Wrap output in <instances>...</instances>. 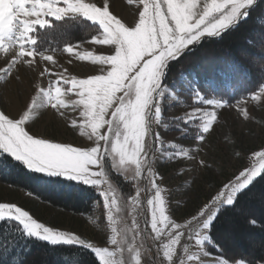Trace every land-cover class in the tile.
<instances>
[{
	"label": "snow or ice",
	"instance_id": "6c2138e0",
	"mask_svg": "<svg viewBox=\"0 0 264 264\" xmlns=\"http://www.w3.org/2000/svg\"><path fill=\"white\" fill-rule=\"evenodd\" d=\"M116 2L0 0V88L20 81L21 72L33 76L23 107L15 114L0 109V164L29 179L92 193L103 209L92 223L104 237L101 244L44 221L27 203L0 197V248L10 256L7 261L0 256V264H24L15 252L20 241L70 246L90 253L93 264H126L127 251L134 264H141L136 241L143 235L154 241L157 256L162 252L160 264H264V256L255 261L229 258L213 236L220 217L264 184V148L253 151L251 163L216 183L214 190L196 193L188 210L179 201L171 206L165 176L157 169L159 161L192 162L210 170L212 165L199 154L222 111L234 109L248 119L245 105L264 104V0H126L134 6L130 20L115 13ZM78 25L95 32L87 43L104 46L96 54L77 51L80 43L64 44L70 57L98 66L83 77L68 67H49L56 64L54 56L36 47L38 30L50 31L52 40L69 41ZM236 33L244 35V54L260 81L249 96L232 103L221 90L230 86V75L251 74V68L233 61L228 71L200 79L184 63L206 42ZM179 105L186 111L166 119V110ZM44 115L56 123L51 135L34 130ZM173 131L178 135L168 139ZM65 133L73 138L64 139ZM189 139V145L179 143ZM192 171V166L181 167L177 175ZM113 174L135 185L126 203L133 211L144 209L143 228L135 216L130 227H119L122 197ZM25 196L29 202L39 199L32 190ZM248 222L256 225L255 219Z\"/></svg>",
	"mask_w": 264,
	"mask_h": 264
},
{
	"label": "rangeland",
	"instance_id": "374dc122",
	"mask_svg": "<svg viewBox=\"0 0 264 264\" xmlns=\"http://www.w3.org/2000/svg\"><path fill=\"white\" fill-rule=\"evenodd\" d=\"M132 7L134 6H128L126 4V0H117L114 11L117 15H122L125 20H130ZM75 28L81 29L80 26ZM39 32L40 30H38V34ZM54 42L57 41L54 40ZM80 45L81 47L77 49V51H92L96 54H100L104 47L92 45L86 41L80 43ZM43 52L54 56L56 64L48 65L54 70L68 67L72 74L83 77L91 74L93 70L98 67L88 62L77 61L74 57H70L63 51L60 52L52 49ZM200 56L207 55L202 52ZM69 59L73 60L72 65L67 63ZM37 60L40 65L43 66L44 62L39 61V57H37ZM0 63H2V61H0ZM20 76V81H9L0 88V109L12 114H15L16 111L23 107L24 102L32 91L30 87V80L33 78L32 73L25 71L21 72ZM245 106L249 110L248 119L239 116L234 109L223 110L215 126V131L211 133L205 144L202 145L204 151H202L199 156L212 165L210 170H201L192 164V162H169L166 164H161L159 161L157 162V169L165 176L164 186L170 190L169 201L171 206L175 207L177 201H179L183 206V210L190 209L195 202L196 193H206L214 190V185L216 183L231 175L237 168L241 167V165L250 164L251 153L253 151L264 148V104L250 101ZM184 111H186V109L183 105L175 106L166 110L165 117L166 119H171L172 117L181 115ZM70 115L75 114L70 113ZM34 130L51 135L56 131V123L50 115H44L42 119H38L37 123L34 125ZM176 135H178V133L174 131L166 134L167 138H172ZM63 138L72 139L73 137L71 134L65 133ZM179 143L189 145L192 141L180 140ZM237 153L240 155L237 156ZM185 166H192L194 171L177 175L178 170ZM112 179L114 185L118 186L122 197V209L118 214L120 222L119 227H130L132 219L135 216L137 223L143 228L144 209L138 208L133 211L131 205L126 203L127 197L134 192L135 185L123 181L121 177L115 174H113ZM209 180H211V183H207ZM143 183L144 182L141 181L140 186H143ZM188 185L192 187L191 191L186 194ZM25 192V190L11 187L0 181V197L21 204L27 203L29 207L39 210L40 217L44 221L59 225L66 230L77 231L84 237L96 238L103 244L104 237L100 234L101 228L97 224L92 223L93 220L100 219L98 211L89 216L75 215L56 208L40 199L29 202L25 196ZM41 201L44 203L41 204ZM227 235L229 239H224V241H229L231 245L234 243L237 244L233 235ZM246 241L251 249H256L264 244L258 237H251ZM136 243L141 252V264H160L162 252L160 256L156 255V248L154 247L153 240L148 238L147 235H143L137 238ZM149 249H151V251H149ZM124 259L126 264H134V261L127 251L124 253Z\"/></svg>",
	"mask_w": 264,
	"mask_h": 264
},
{
	"label": "trees",
	"instance_id": "16d2710c",
	"mask_svg": "<svg viewBox=\"0 0 264 264\" xmlns=\"http://www.w3.org/2000/svg\"><path fill=\"white\" fill-rule=\"evenodd\" d=\"M80 27L81 29L74 28L72 30V37L69 41L61 42H54L51 39L50 31L46 33L44 30H40L39 42L36 46L38 51L53 49L62 52L65 43H83L95 35L91 26ZM245 48L242 33L226 34L218 42H206L202 48L193 53L192 61L184 63V68H193L199 72L200 79L228 71V67L233 61L251 68V74L230 75V86L221 90L220 94L234 103L236 99L249 96L255 91L257 83L260 81L255 68L248 64L249 57L244 54ZM202 52L207 56H200ZM215 94L213 93V95ZM0 181L17 189L35 191L40 200L63 211L86 216L93 215L98 211L101 218L103 209L93 199V194L82 193L78 189L73 191L67 187L66 183L51 185L43 181L29 179L23 174L12 173L6 163L0 164ZM250 219L256 220L255 226L249 224ZM227 234L233 235L237 244L231 245L229 241H224V239H229ZM213 236L225 248V255L229 258L242 256L255 261L264 256V244L256 249H251L246 241L251 237H258L262 243L264 242V184L256 185L251 192L244 196L239 207L220 217L213 229ZM15 252L16 255L24 259V264H93V256L90 253L70 246H47L43 242L20 241ZM0 256L6 261L10 259L9 254L3 253L2 248H0Z\"/></svg>",
	"mask_w": 264,
	"mask_h": 264
},
{
	"label": "flooded vegetation",
	"instance_id": "af4514ba",
	"mask_svg": "<svg viewBox=\"0 0 264 264\" xmlns=\"http://www.w3.org/2000/svg\"><path fill=\"white\" fill-rule=\"evenodd\" d=\"M210 135H211V134H210ZM173 137H174V136H173ZM173 137H172V138H173ZM209 137H210V136H209ZM168 139H171V138H168ZM187 141H191V140L189 139V140H187ZM206 172H207V171H206ZM186 205H187V204H186Z\"/></svg>",
	"mask_w": 264,
	"mask_h": 264
}]
</instances>
